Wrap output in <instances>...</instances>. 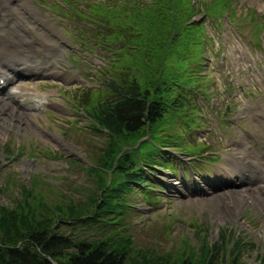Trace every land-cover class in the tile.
<instances>
[{
    "label": "rangeland",
    "instance_id": "1",
    "mask_svg": "<svg viewBox=\"0 0 264 264\" xmlns=\"http://www.w3.org/2000/svg\"><path fill=\"white\" fill-rule=\"evenodd\" d=\"M155 1L27 0L33 13L43 17L49 26L46 37L54 36L57 44L47 46L33 33H26L31 43L26 49L34 59L31 68L41 66V70L51 72L47 76H23V69L17 77V86L25 82L24 88L39 93L34 96L33 106L26 107L21 94L16 96L19 101L15 96L7 97V90L0 91V97L28 114L23 121L12 119L4 123L0 119V205L16 206L23 199V189L34 186L37 178L36 189H44L50 199L66 195L82 201L93 194L94 199L101 200L114 182L112 173L108 172L109 180L101 188L102 183H96V176L88 168L102 169L96 155L105 150L108 137L104 130L94 128L96 123L82 103L90 100L92 105L106 96L105 79L119 74L117 68L122 64L118 66V59L129 60L124 54L133 50L129 46H133L138 29L147 26L133 18L132 3L137 2L140 10H146L142 15L158 16L169 5L163 0L157 6ZM192 1L196 11L190 21L202 28L191 46L200 57L198 76L192 79L197 91V112L193 114L196 121L179 128L182 144L172 152L167 150L169 154H162L166 159L160 158L161 163L152 169L142 164L145 182L132 184L124 222L112 229H126L135 241V250L171 249L174 253L183 248L191 251L202 239L218 244L225 232L228 249L236 236L246 244L238 256L240 264H262L264 209L256 200L240 203L229 190L241 186L231 170L241 171L240 155H252L264 148V116L257 115L264 113V39L259 49L253 43L258 23L262 24L258 38L264 36V0H233L230 5L239 33L252 47L235 41L230 30L222 42V31L216 26L218 17L204 14L203 0ZM10 3L13 5L15 0ZM248 10L255 17L243 18ZM12 14L10 19L14 18ZM118 17H130L132 27L119 29ZM119 30L120 37L116 33ZM17 36L11 34L15 40L19 39ZM3 59L9 61V57ZM17 86L12 88L19 91ZM148 137L151 140V135L146 134L140 142ZM128 149L134 150L133 146ZM195 149V157H188ZM8 151L12 153L9 155ZM230 151L237 153L238 158ZM171 186L179 189L172 190ZM216 190L228 193L212 196ZM57 232L94 240L103 237L107 230L101 222H90L76 228L72 223L59 224ZM189 260L192 262L191 257ZM173 264H177V258Z\"/></svg>",
    "mask_w": 264,
    "mask_h": 264
},
{
    "label": "trees",
    "instance_id": "2",
    "mask_svg": "<svg viewBox=\"0 0 264 264\" xmlns=\"http://www.w3.org/2000/svg\"><path fill=\"white\" fill-rule=\"evenodd\" d=\"M164 1L169 7L158 16L142 15L146 10L132 3L133 18L147 26L133 37V46H129L133 50L124 54L129 60L118 59V66L122 64L117 68L119 74L105 79L106 96L92 105L90 100L82 103L96 123L94 128L104 130L108 137L105 150L96 155L102 169H88L96 176V183H102L101 188L109 180L108 172L114 182L101 200L92 194L77 201L66 195L50 199L44 189H36L37 178L34 186L23 189V199L16 206L0 205V264H173L176 258L177 264H240L238 256L246 245L240 236L230 240L229 249L224 232L218 244L202 239L191 251L183 248L174 253L171 249L135 250V241L126 229H112L124 222L132 184L145 182L142 164L152 169L161 163L160 158L166 159L162 154H169L166 149L182 144L179 128L196 121L197 91L192 79L198 76L200 57L191 46L201 34V24L190 21L196 11L192 1ZM210 1L203 0L206 14H216L231 2ZM162 2L154 3L159 6ZM129 18L118 17V28L132 27ZM116 33L121 36L120 30ZM146 134L151 140L140 142ZM132 146L133 151L128 149ZM196 150L189 155H196ZM90 222H101L107 230L105 235L89 240L84 235L72 237L57 232L59 224L72 223L76 228ZM261 259L264 264V253Z\"/></svg>",
    "mask_w": 264,
    "mask_h": 264
},
{
    "label": "bare ground",
    "instance_id": "3",
    "mask_svg": "<svg viewBox=\"0 0 264 264\" xmlns=\"http://www.w3.org/2000/svg\"><path fill=\"white\" fill-rule=\"evenodd\" d=\"M24 12H26L28 17L24 15ZM11 13L14 15L13 19L9 18ZM0 15V57H2L0 59V78H4L6 82L5 87L8 86L9 90V86L15 84L17 77L21 75L23 69L26 73H31V70L36 72L41 68V66L35 69L31 68V63L34 59L29 57L28 50L26 49V46H31L26 33H33L35 38L41 40L47 46L56 45L57 40L52 34L53 37H46V33H50L49 26L43 17L36 16L33 13L32 9L28 6L27 0H15L13 5L10 3V0H0ZM6 24L8 27L5 26ZM14 33L19 34V36L16 37V39L19 38L18 40L11 37V34ZM3 57H9V61H5ZM42 71L43 70L40 69V72ZM24 85L25 83L22 82L17 87L19 91L10 88L9 97L12 99V96L16 98L18 94H21L20 96L24 97L22 103L25 104L26 107L33 106L32 102L35 101L34 96L38 93H36L35 90L32 92L30 89L24 88ZM0 87L3 86L0 85ZM1 89L2 88H0V90ZM23 89H26V91L23 92ZM24 115L28 116L22 108H18V106H14V104L12 105V103L0 97V119L4 121V123L12 119L23 121ZM254 156L258 157L252 164L242 165L246 163L245 161L248 160V158ZM238 160L244 167H240L241 171H235V168H231V170L241 182V186L235 189L231 188L229 192L234 193L240 203L250 204L256 200L264 209V149L252 155H240ZM249 173H252V175L247 176ZM261 173L262 175H260ZM254 183H256L258 190H256L255 186L253 187V185H255ZM173 188L179 189L176 186H171L172 190ZM227 193V190H216L211 195L220 196Z\"/></svg>",
    "mask_w": 264,
    "mask_h": 264
}]
</instances>
